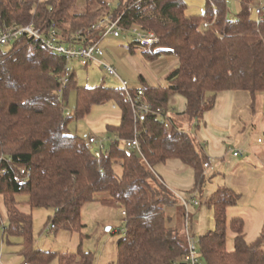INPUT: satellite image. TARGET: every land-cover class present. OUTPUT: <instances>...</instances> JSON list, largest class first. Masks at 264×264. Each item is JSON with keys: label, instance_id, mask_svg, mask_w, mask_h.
Instances as JSON below:
<instances>
[{"label": "trees", "instance_id": "1", "mask_svg": "<svg viewBox=\"0 0 264 264\" xmlns=\"http://www.w3.org/2000/svg\"><path fill=\"white\" fill-rule=\"evenodd\" d=\"M117 1L112 13L107 0H86L83 8L79 0H0V31L34 24L45 33L55 28L64 44L88 47L103 39L104 30L94 27L113 14L125 29L153 32L159 43L152 49L179 58L180 67L168 76L167 86L152 87L143 80V87L131 92L142 90L154 108L167 111L174 96L183 97L186 109L179 116L196 127L221 93L242 91L254 99L264 93V14L259 18L249 13L256 0H242L235 17L230 16L226 0H206L200 16L187 15L186 0ZM206 22L212 28L204 29ZM152 51H145L149 60L159 55ZM66 65L63 57L30 37L0 53V157L11 159L5 164L8 174L0 180V196L9 215L4 226L0 212V236L3 232L10 244L12 239L18 241L27 264L54 260L95 264V255L81 247L76 253L36 250L33 216L20 211L17 197L26 196L33 210H52L49 223L70 231L84 228L81 213L86 204L101 201L127 213L118 264H185L189 244L181 219L185 226L186 210L156 167L180 160L194 170L196 185L202 187L207 162L203 149L189 133L166 128L150 115L138 125L144 158L128 153L119 142L96 158L86 138L72 134L69 125L73 118H86L94 106L113 102L122 119L120 125L108 126L109 133L132 139L136 124L127 91L104 84L78 88L75 73L64 86ZM71 90L77 92V108L68 116L66 98ZM20 168L31 170V177L25 180ZM240 200L239 194L224 189L209 202L215 230L200 238L203 264H264V232L248 242L242 219L231 221L234 248H227V210Z\"/></svg>", "mask_w": 264, "mask_h": 264}, {"label": "rangeland", "instance_id": "2", "mask_svg": "<svg viewBox=\"0 0 264 264\" xmlns=\"http://www.w3.org/2000/svg\"><path fill=\"white\" fill-rule=\"evenodd\" d=\"M107 1L113 13L118 8L119 3L117 0ZM188 1L190 2L188 9L193 11H189L188 13H197L202 5L205 12L206 3L203 0ZM240 2L241 0H235L234 5L229 8V14L232 17L240 13ZM259 4L260 2L258 1L253 5L259 7ZM78 12H80L79 8ZM124 35H128L131 42H134V37L131 34H123V36ZM133 46L135 48L134 50H132L127 43L122 44L120 41L106 38L101 44V48L105 54L102 60L104 62H106L105 60H109L111 62L110 65L115 68L119 78L128 83L134 85H136V83L141 84V78H144L149 86L166 85V81L163 77H160L158 81L148 70V59L143 54L144 48L138 44H134ZM151 49L152 48L147 49L146 51H151ZM69 66L72 68L73 73L76 74L78 88H96L103 84L109 88L121 86L118 78L110 76L104 70L103 65L99 63H93L88 67H84L77 61H71ZM76 94L77 92L75 90H71L66 98V110L73 113V115L77 108ZM255 99H258V101L263 100L264 94H257ZM174 108L176 113L170 108L169 111L176 125L185 132H192V134L195 135L198 134V127L191 126L187 118L177 115L182 108V102L179 101ZM121 119V109L115 105V103L108 102L103 105L94 106L90 114L82 120L73 118L69 125V129L72 134L84 139L89 135L104 138L112 136L108 131V125H117L120 123ZM263 124L261 119V124L258 123L256 127L251 129L250 133V143L259 149L264 148V144L258 143V139L264 140ZM121 172V168H119V173ZM262 174H264V169L262 170ZM256 175L257 172L250 186L246 188L245 192H241V200L234 206L236 208L232 206L227 211V248L229 250H233L234 248L235 235L230 229V223L234 217L239 216L243 220L248 242H255L264 232V181L261 183L257 192H255V187L253 188V186ZM101 198L102 196L98 197V199ZM122 212L120 208L104 205L101 201L88 203L83 207L81 213V221L84 228L70 231L60 227L51 230L52 224L49 223V217L54 216V212L47 209H35L32 216L34 221L36 249L45 252L76 253L81 247L84 251L91 252L95 255V264H118V242L124 235L127 223V219ZM183 222L184 221L181 219V227L184 229L185 226H183ZM196 242H199L198 237H196ZM5 258H7L8 261L5 264H23L25 261L23 257L13 254L6 255ZM51 264H59V262L58 260H54Z\"/></svg>", "mask_w": 264, "mask_h": 264}, {"label": "crops", "instance_id": "3", "mask_svg": "<svg viewBox=\"0 0 264 264\" xmlns=\"http://www.w3.org/2000/svg\"><path fill=\"white\" fill-rule=\"evenodd\" d=\"M203 1L206 3V0ZM258 1L261 2L263 0H256L254 3ZM186 2L189 5L190 2L188 0H186ZM234 2L235 0L230 1L228 9L234 5ZM85 4L86 0H79L80 7H84ZM189 11L193 12L188 9L187 15L189 16L203 15L204 7L202 5L197 13H188ZM124 36L120 38L109 37L107 39L117 40L122 44L127 43L129 47L134 50V42H131L128 35ZM152 52L158 53L159 55L157 58H154V60H149L146 57L148 59L147 68L155 79L159 81V78L163 77L166 81V85H152V87L167 86V78L173 71L179 69L180 60L175 56L160 54V50L158 49ZM143 54L145 55V50ZM105 61L109 64L111 63L109 60ZM143 80L145 81L144 78H141V84L136 83V85H134L130 83V87L132 89H140L143 87ZM120 87L121 86L118 88ZM179 101L182 102V108L177 115L185 111L186 100L183 97L174 96L170 102V109L175 112L174 107ZM261 119L264 123V99L258 101V99H254L250 94L242 91L223 92L218 96L215 107L204 115L202 123L200 127H198L199 133L196 135L192 134V132L189 133L203 149L207 160L211 159L213 161V168L204 172L206 184L202 187L197 186L194 170L180 160L172 159L156 167V172L165 185L179 198L184 197L189 199L193 195H196L199 201V205L190 207L189 210L185 212L186 220L188 221V230L187 221L185 223L187 236L189 234L194 239L198 237V241H200L201 237L215 230L214 210L209 206V202L217 197L222 190L229 189L240 195L241 192H245L246 188L250 186L256 172L257 175L254 179L253 186V188L255 187L254 191L257 192L261 183H263L264 174H262V170L264 169V148L259 149L250 143L251 129L256 127L258 123L261 124ZM120 123L117 125H120ZM260 140L261 139H258V143L264 144V140H261L262 142H260ZM235 150H243L245 152L244 156L235 157L233 154ZM17 200L20 203L19 209L22 213L33 215L34 210L28 204V198L26 196L20 195L17 197ZM233 208L236 207L233 206ZM0 212L3 225L6 226L8 224L9 215L2 196H0ZM172 213L173 212H171V214ZM235 219H241V217L237 216L232 220ZM4 226L3 230L5 231L6 228ZM4 235L5 234L2 232L0 236V264L8 262L7 258H5L6 255L13 254L22 257L18 241L12 239V243L10 244L6 241ZM24 263L26 262L24 261Z\"/></svg>", "mask_w": 264, "mask_h": 264}, {"label": "built area", "instance_id": "4", "mask_svg": "<svg viewBox=\"0 0 264 264\" xmlns=\"http://www.w3.org/2000/svg\"><path fill=\"white\" fill-rule=\"evenodd\" d=\"M231 0H226L227 5L230 4ZM249 13L252 15H257L259 18H262L264 14V0L260 2L259 7H255L251 4L249 8ZM213 24L204 23V29L212 28ZM94 29H102L104 30L103 39L98 41L97 43L88 46V47H75L72 45L64 44L55 28L49 33H45L42 29L37 28L34 24H30L28 26H8L0 31V53L5 54L11 45L17 40L23 37H30L31 39L39 42L41 46L54 54L63 57L66 62L65 69V77L63 78V85L66 86L69 82V77L73 73L72 68L69 66L71 61H77L82 66L88 67L93 63H99L103 65L104 70L113 77H117L121 83V87L127 91V102L131 105L134 120L136 124V129L134 133V137L132 139L122 140L118 134H114L109 137H97L95 135H89L86 140L88 145L92 148L93 153L96 158L100 159L103 155L108 154L112 145L119 142L122 143L123 147L126 149L128 153L136 152L138 155L144 158L142 153V145L139 139V130L138 125H141L145 119L150 115H154L160 120L162 124L166 126V128L176 127L178 130H181L173 119L170 116V111L165 110L163 108H154V106L149 103L145 94L142 90H139L137 94H132L130 87V83L122 80L117 75V72L113 66L104 62L102 58H104L105 54L103 49L101 48L102 41L106 38H120L123 34H131L134 37V43L143 47L146 51L154 47L159 43V38L153 32H144L141 29L135 27L132 29H125L120 25V19H115L113 14H109L102 18L99 23L94 27ZM68 116H72L73 113L66 110ZM184 131V130H182ZM188 133V132H187ZM260 142H262L260 140ZM235 157L244 156L245 152L243 150H235L233 151ZM11 159H7L6 157H0V180L3 176L8 174V169L5 167V164H10ZM213 161L208 159L205 163V172L211 170ZM20 175L26 180L31 177V170L27 168L19 169ZM181 205L185 210H189L190 207L199 205V201L196 198V195L186 199L184 197H180ZM125 217H127V213L125 211L122 212ZM51 230L56 229L54 225H51ZM187 230H188V221H187ZM188 244H189V252L184 258L185 264H203L201 260V255L199 251V242H196V239L191 237L188 234ZM27 264V263H24Z\"/></svg>", "mask_w": 264, "mask_h": 264}]
</instances>
